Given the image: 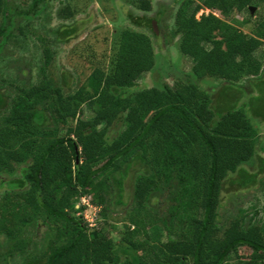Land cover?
Here are the masks:
<instances>
[{"label":"trees","instance_id":"obj_1","mask_svg":"<svg viewBox=\"0 0 264 264\" xmlns=\"http://www.w3.org/2000/svg\"><path fill=\"white\" fill-rule=\"evenodd\" d=\"M27 1L0 0V57L11 39H28L48 2ZM120 1L143 14L153 3ZM171 4L165 36L191 61L172 85L134 89L154 70L164 10L154 17L157 32L151 19L125 14L136 28L116 31L109 61L96 63L75 89L67 72L48 74L54 52L40 37L37 81L9 84L14 93L0 83V264H264L256 209L220 215L227 186L228 198L264 187V130L235 109L238 99L222 109L213 96L218 87L264 85V58L256 56L264 0ZM58 16L72 18L74 9L67 4ZM78 32L62 27L54 39ZM88 196L98 208L92 225L80 202Z\"/></svg>","mask_w":264,"mask_h":264},{"label":"rangeland","instance_id":"obj_2","mask_svg":"<svg viewBox=\"0 0 264 264\" xmlns=\"http://www.w3.org/2000/svg\"><path fill=\"white\" fill-rule=\"evenodd\" d=\"M14 2L21 4L23 0H14ZM67 4L74 9V16L69 19L60 18L58 16L59 10ZM175 6H172L171 0H153L151 11L143 14L133 10L127 3L125 4L120 0H48L46 9L38 16L36 21L31 23L28 39L26 41L21 40L17 36L15 39H11L4 51L7 55L0 57V83L2 82L3 91L14 93V89L9 88V84L28 85L37 81L38 69L42 61L40 47L42 39L38 40L39 37L45 40L47 38L51 39V42H45L54 52L48 74L58 78L60 72H67L69 74L67 81L71 82L72 89H75L84 82L96 63L109 61L113 34L122 28H136L126 19L125 14L132 13L137 18L146 17L154 21L155 15L161 10L165 11L167 17L162 18L161 28L159 27L160 36L153 39L156 54L154 70L143 74L136 81L134 89H148L159 83L172 85L175 79L187 73L191 67V61L181 56L178 45L175 44L176 38L169 42L167 41L168 36H165V33L171 34L172 15ZM204 12L207 13V11ZM201 13L202 11H199L196 18H199ZM214 15L218 16V13H214ZM71 25L79 30L75 38H71L66 42H58L54 39L60 28ZM243 32L247 33L248 28H244ZM256 56L264 58V45L256 52ZM172 57L173 61L176 59V65L171 60ZM177 67L180 71L177 70ZM154 72L159 76L157 82L153 79ZM208 80L215 82L213 79ZM252 85L249 90L243 88L242 90L235 89L233 91L218 87L215 89L213 96L215 104L222 109L230 107L231 104L234 106L238 99L239 102L235 109L242 108L251 124L261 134L264 130V85ZM84 110L86 112L84 117L88 118L89 111L85 107ZM112 133L113 131L111 135ZM260 139L258 153L264 158V133ZM124 189L127 197L130 192L129 178L125 181ZM231 189V186H227L225 194L222 196V209L220 212L222 218L228 217L231 212H236L239 208L250 212L256 209L259 218H264V212H262L264 187L261 190L250 188L241 192L242 196L240 197H233L232 195L233 198L231 196L228 198L227 192ZM82 199L87 201V204L81 203L86 205L83 219L92 225L98 208L90 204L89 196ZM252 205H255L256 208H253ZM118 227L121 228L119 224ZM111 236L116 237V233L114 232ZM245 252V250L240 251V254L243 255Z\"/></svg>","mask_w":264,"mask_h":264},{"label":"water","instance_id":"obj_3","mask_svg":"<svg viewBox=\"0 0 264 264\" xmlns=\"http://www.w3.org/2000/svg\"><path fill=\"white\" fill-rule=\"evenodd\" d=\"M254 9H255L254 7L250 6V7H249V11H250V13H253ZM151 25H152V27H153V31H154V32H157V31H156V24H155V21H152V22H151Z\"/></svg>","mask_w":264,"mask_h":264},{"label":"clouds","instance_id":"obj_4","mask_svg":"<svg viewBox=\"0 0 264 264\" xmlns=\"http://www.w3.org/2000/svg\"><path fill=\"white\" fill-rule=\"evenodd\" d=\"M81 203L87 204V201L84 200V199H82V200H81Z\"/></svg>","mask_w":264,"mask_h":264}]
</instances>
